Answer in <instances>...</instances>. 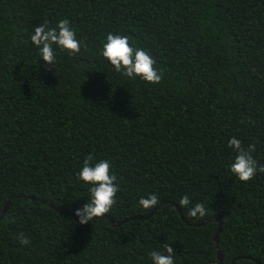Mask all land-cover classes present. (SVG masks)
Returning a JSON list of instances; mask_svg holds the SVG:
<instances>
[{
  "label": "trees",
  "instance_id": "16d2710c",
  "mask_svg": "<svg viewBox=\"0 0 264 264\" xmlns=\"http://www.w3.org/2000/svg\"><path fill=\"white\" fill-rule=\"evenodd\" d=\"M65 18L81 51L54 45L47 65L30 37ZM109 33L146 50L162 80L116 72ZM233 136L264 165V0H0V264H153L167 244L174 264H218L215 247L222 264H264V173L230 171ZM88 155L120 189L80 224ZM150 193L160 203L144 209ZM195 203L204 218L188 216Z\"/></svg>",
  "mask_w": 264,
  "mask_h": 264
},
{
  "label": "clouds",
  "instance_id": "9594fccd",
  "mask_svg": "<svg viewBox=\"0 0 264 264\" xmlns=\"http://www.w3.org/2000/svg\"><path fill=\"white\" fill-rule=\"evenodd\" d=\"M30 39L39 49L40 56L47 65H54L56 59L54 45L67 50L69 55H76L81 51V41L77 39L76 32L67 18L59 20L54 28H49L45 21L35 27ZM102 56L114 66L116 72L128 78L138 76L151 84H158L162 80V73L155 67V59L146 50L130 45L127 35L107 34ZM228 146L236 152L230 171L239 180L247 182L253 179L257 171L264 173V165L258 164L252 155L256 149L254 143L245 147L241 140L233 136L228 140ZM93 159V155H88L78 173V179L92 185L89 189L90 199L75 212L80 224L89 223L109 213L116 203L115 197L120 189V185L116 183V175L110 173V162L107 159H100L93 165ZM138 203L144 209H153L159 205L160 199L155 193H150L147 197H141ZM191 203L188 195H184L179 200L182 207ZM206 215L207 209L202 203H195L188 211V216L194 219H202ZM16 238L22 245L30 243L23 232L18 233ZM164 249L167 254L159 251L150 253L153 264H174V248L171 244H167Z\"/></svg>",
  "mask_w": 264,
  "mask_h": 264
},
{
  "label": "water",
  "instance_id": "95a60500",
  "mask_svg": "<svg viewBox=\"0 0 264 264\" xmlns=\"http://www.w3.org/2000/svg\"><path fill=\"white\" fill-rule=\"evenodd\" d=\"M7 207H8V202H6L5 205L3 206V208H2V210H1V212H0V218L4 215V213H5L6 209H7ZM59 212L62 213V214L69 215V214L66 213V212H62V211H59ZM151 213H152V212H151ZM151 213H150V214H151ZM105 218H106V217H105ZM106 219L108 220V222H109L112 226H117V225H121V224H123L125 221H128V220L133 219V217H132V218H131V217H127V218H124V219H122V220H120V221H113V220H111V219H109V218H106ZM216 220H217V230H216V232H215V234H214V237H213L215 243H217V239H216V237H217V234H218L219 231H220V221H219L218 218H216ZM215 251H216V258H217L218 264H222V263H221V256H220V253H219L217 247H215Z\"/></svg>",
  "mask_w": 264,
  "mask_h": 264
}]
</instances>
